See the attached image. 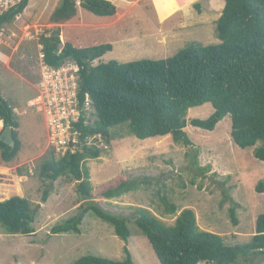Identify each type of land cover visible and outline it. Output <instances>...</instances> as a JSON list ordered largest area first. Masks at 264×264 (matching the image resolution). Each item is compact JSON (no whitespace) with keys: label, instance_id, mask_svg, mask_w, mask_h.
Returning a JSON list of instances; mask_svg holds the SVG:
<instances>
[{"label":"rangeland","instance_id":"1","mask_svg":"<svg viewBox=\"0 0 264 264\" xmlns=\"http://www.w3.org/2000/svg\"><path fill=\"white\" fill-rule=\"evenodd\" d=\"M60 1L29 0L24 12L0 30V95L15 114L20 144L14 160L0 163V201L18 196L37 210L33 236L0 233V264H73L84 256L121 262L125 249L133 264H159L133 224L125 242L91 212L83 216L79 234L50 235L53 227L78 214L82 205L76 182L40 176L49 157L59 159L78 147L71 133V124L79 119L73 106L77 69L68 64L43 72L39 37L59 29L61 45L81 49L109 44L112 51L100 59L103 63L167 59L188 44H219L215 22L224 0H193L183 9L188 0H106L116 9L108 18L96 17L77 3L74 18L53 24L50 17ZM212 112L210 104L188 111L185 132L190 147L174 144L169 137L141 141L125 129L113 131L108 142L98 136L88 138L86 145L101 150L96 160L85 163L92 201L126 218L138 208L145 209L166 225H172L182 210L191 209L199 228L221 236L225 246L245 244L255 233L256 218L264 213V193L255 192L264 180V162L253 157L252 148L240 149L231 142L228 116L212 132L189 125ZM85 116L86 124L95 120L88 112ZM144 179L147 185L135 192L102 197L118 182ZM172 206L174 215L167 213ZM231 208L236 227L230 222ZM247 264H264V253L250 256Z\"/></svg>","mask_w":264,"mask_h":264},{"label":"trees","instance_id":"2","mask_svg":"<svg viewBox=\"0 0 264 264\" xmlns=\"http://www.w3.org/2000/svg\"><path fill=\"white\" fill-rule=\"evenodd\" d=\"M28 1L21 0L0 15V30L24 12ZM192 2L186 1L181 9ZM77 3L96 17L108 18L116 12L106 0H61L50 17L51 23L61 24L74 18ZM215 25L217 45L192 43L167 59L128 63L101 62L112 51L109 44L81 49L69 43L61 45L59 29L39 37L43 66L58 70L70 64L77 68L76 99L80 112L78 122L71 124L78 147L59 159L49 157L40 170L41 178L55 181L66 177L76 182L75 193L82 203L78 214L53 227L50 235L79 234L83 216L91 212L125 242L131 236L129 224H133L148 241L159 264H247L250 256L264 253V213L256 218L255 233L245 244L228 247L221 236L199 228L191 209L182 210L172 225H166L145 209L138 208L126 218L92 201L85 163L96 160L101 150L86 145L88 138L98 136L108 142L113 131L125 129L141 141L169 137L174 144L190 147L185 132L187 114L204 104L211 105L212 114L205 120H191L190 126L212 132L228 116L231 142L240 149L252 148L253 157L264 162V0H224ZM86 98L91 102L90 116L95 119L91 124H86L82 111ZM0 121V163L8 164L19 152L18 124L1 95ZM6 128L11 129L12 141L8 143L2 141ZM147 181L118 182L102 192V197L112 199L135 192ZM255 192L264 193V180L257 183ZM36 213L27 200L18 196L0 201V233L33 236ZM167 213L174 215L175 207ZM229 217L236 227L233 208ZM124 254L121 262L84 256L73 264H133L127 249Z\"/></svg>","mask_w":264,"mask_h":264},{"label":"built area","instance_id":"3","mask_svg":"<svg viewBox=\"0 0 264 264\" xmlns=\"http://www.w3.org/2000/svg\"><path fill=\"white\" fill-rule=\"evenodd\" d=\"M21 0H0V15L6 13L7 11L11 10L12 8H14L16 5L19 4ZM73 66V65H72ZM75 67V66H74ZM77 69V68H76ZM49 70L48 69H45L43 72ZM52 70V69H51ZM59 70V69H58ZM55 71V70H53ZM54 75L56 74L55 72H52ZM77 73V71H76ZM58 74V73H57ZM77 78V77H76ZM76 90H77V86H76ZM53 101V100H52ZM70 102V101H69ZM71 104V102H70ZM78 103H77V99H76V95L73 96V106H77ZM77 111H78V106H77ZM83 113L86 114L88 112L89 116L92 112V108H91V102L88 98H86L85 100V104H84V108L82 109ZM79 112V111H78ZM79 116H80V112H79ZM1 123V126L3 128V125H2V122L0 121ZM1 131V130H0ZM69 144V143H68ZM72 144V143H70ZM69 144V145H70ZM70 151V150H67V152ZM66 152V153H67ZM71 153H73L74 151H70Z\"/></svg>","mask_w":264,"mask_h":264},{"label":"water","instance_id":"4","mask_svg":"<svg viewBox=\"0 0 264 264\" xmlns=\"http://www.w3.org/2000/svg\"><path fill=\"white\" fill-rule=\"evenodd\" d=\"M2 141L8 143L12 141V137H11V129L10 128H6L2 134Z\"/></svg>","mask_w":264,"mask_h":264},{"label":"crops","instance_id":"5","mask_svg":"<svg viewBox=\"0 0 264 264\" xmlns=\"http://www.w3.org/2000/svg\"><path fill=\"white\" fill-rule=\"evenodd\" d=\"M41 58H42V56H41V54H40V64H41L42 70L44 71L45 68L43 67V64H42V62H41Z\"/></svg>","mask_w":264,"mask_h":264},{"label":"bare ground","instance_id":"6","mask_svg":"<svg viewBox=\"0 0 264 264\" xmlns=\"http://www.w3.org/2000/svg\"><path fill=\"white\" fill-rule=\"evenodd\" d=\"M0 125H1V123H0Z\"/></svg>","mask_w":264,"mask_h":264}]
</instances>
